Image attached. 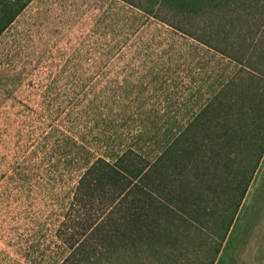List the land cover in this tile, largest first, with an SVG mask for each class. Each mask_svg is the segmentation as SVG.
I'll return each instance as SVG.
<instances>
[{"label":"rangeland","instance_id":"obj_1","mask_svg":"<svg viewBox=\"0 0 264 264\" xmlns=\"http://www.w3.org/2000/svg\"><path fill=\"white\" fill-rule=\"evenodd\" d=\"M156 1L31 0L1 33L0 255L8 261H24L21 239L43 234L72 196L87 162L79 143L92 159L108 142L143 145L160 125L183 118L177 108L185 100L192 114L195 99L183 93L195 79L213 67L222 73L220 53L138 7ZM11 8L0 0V20ZM219 8L206 24L234 37L236 54H250L247 41L264 40V0H224ZM222 44L230 48L226 37ZM257 213L225 264H264V197Z\"/></svg>","mask_w":264,"mask_h":264},{"label":"trees","instance_id":"obj_2","mask_svg":"<svg viewBox=\"0 0 264 264\" xmlns=\"http://www.w3.org/2000/svg\"><path fill=\"white\" fill-rule=\"evenodd\" d=\"M3 1L12 8L0 20V35L31 0ZM223 1L134 4L220 53L222 73L213 67L202 81L194 78L183 93L195 99L192 114L185 100L177 108L183 118L160 125L143 145L120 142L115 149L108 142L106 154L92 159L86 142L79 143L87 162L58 218L43 234L21 239L23 262L0 255V264L216 263L264 156V40L253 38L250 54H236L234 37L206 24Z\"/></svg>","mask_w":264,"mask_h":264},{"label":"crops","instance_id":"obj_3","mask_svg":"<svg viewBox=\"0 0 264 264\" xmlns=\"http://www.w3.org/2000/svg\"><path fill=\"white\" fill-rule=\"evenodd\" d=\"M264 197V156L260 166L254 176V179L249 187V190L244 198L240 207L237 217L231 227L229 235L225 241V245L217 259L216 264H225L227 259L226 255L230 254L232 248L236 243L242 244L252 231L254 222L257 218L258 204ZM237 252L236 250L234 253Z\"/></svg>","mask_w":264,"mask_h":264}]
</instances>
